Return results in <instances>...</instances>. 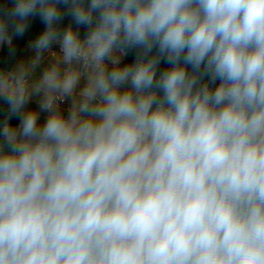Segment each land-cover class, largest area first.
I'll use <instances>...</instances> for the list:
<instances>
[{
	"label": "clouds",
	"instance_id": "obj_1",
	"mask_svg": "<svg viewBox=\"0 0 264 264\" xmlns=\"http://www.w3.org/2000/svg\"><path fill=\"white\" fill-rule=\"evenodd\" d=\"M0 264H264V0H0Z\"/></svg>",
	"mask_w": 264,
	"mask_h": 264
}]
</instances>
